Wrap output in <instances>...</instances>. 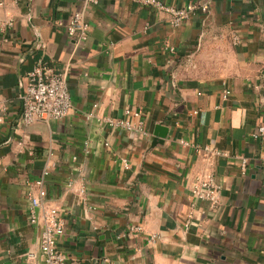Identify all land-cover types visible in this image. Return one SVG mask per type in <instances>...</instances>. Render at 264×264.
Segmentation results:
<instances>
[{"label": "crops", "instance_id": "0c3cea01", "mask_svg": "<svg viewBox=\"0 0 264 264\" xmlns=\"http://www.w3.org/2000/svg\"><path fill=\"white\" fill-rule=\"evenodd\" d=\"M78 10L82 44L61 25ZM168 20L124 0L0 5L12 24L0 30V264H45L41 208L29 222L37 181L64 225L63 264H264V0H208L206 15ZM37 61L65 75L71 109L24 125ZM126 118L139 131L107 123ZM208 175L213 206L191 196Z\"/></svg>", "mask_w": 264, "mask_h": 264}, {"label": "built area", "instance_id": "2783aa9c", "mask_svg": "<svg viewBox=\"0 0 264 264\" xmlns=\"http://www.w3.org/2000/svg\"><path fill=\"white\" fill-rule=\"evenodd\" d=\"M6 0H0V5ZM135 6L150 8L157 12L168 15L169 24L178 27L185 22L190 15L199 13L206 15L208 11V0H197L189 2L184 7H171L163 0H124ZM98 0H84L86 6L96 5ZM12 24H0V30L6 29ZM69 39L77 44L84 43L88 38V24L83 11H74L61 24ZM229 92H224V98ZM22 111L21 122L30 125L35 121H59L64 119L70 109L71 100L68 91V84L63 73L54 71L51 67L37 61L30 72L22 80ZM124 115H131L129 110H125ZM107 123L110 127L124 128L126 130L139 131L132 127L126 119L111 120ZM256 139L264 140V131L253 134ZM239 161L244 168L245 159L239 157ZM39 187L37 196H30L29 222L35 225L38 222V210L41 208L42 230L39 238L40 252L44 257L45 264H63V258L57 249V239L64 234V225L57 210L45 211L42 208V200L46 193L42 187V181H37ZM220 187L216 184L212 175L196 180L191 188V196L195 201L208 202L211 206L216 204Z\"/></svg>", "mask_w": 264, "mask_h": 264}, {"label": "water", "instance_id": "95a60500", "mask_svg": "<svg viewBox=\"0 0 264 264\" xmlns=\"http://www.w3.org/2000/svg\"><path fill=\"white\" fill-rule=\"evenodd\" d=\"M166 132H167V129L163 126L158 125L155 128V135L156 137H158V139L164 138L166 135Z\"/></svg>", "mask_w": 264, "mask_h": 264}]
</instances>
